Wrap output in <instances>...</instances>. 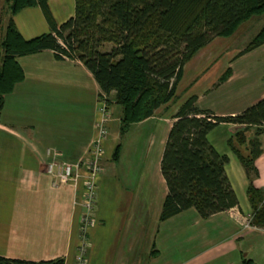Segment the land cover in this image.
I'll return each mask as SVG.
<instances>
[{
    "label": "crops",
    "instance_id": "crops-1",
    "mask_svg": "<svg viewBox=\"0 0 264 264\" xmlns=\"http://www.w3.org/2000/svg\"><path fill=\"white\" fill-rule=\"evenodd\" d=\"M48 3L58 24L75 14V0ZM14 21L25 38L51 31L39 6L22 9ZM242 50L227 51L222 60L225 53L216 55L202 48L190 61L199 62L197 71L202 70L199 75L200 70H194L195 86L186 98L197 95L199 107L217 115L240 113L262 99L264 44ZM18 61L25 78L6 95L0 115V255L34 261L63 257L65 264H77L84 241L87 173L82 170L77 178L60 182L46 171V165L53 160L76 163L86 155L101 117V88L83 62L59 59L53 50L19 56ZM228 69L230 76L219 83ZM182 102L163 105L124 136L120 134L122 108L116 102L109 105L104 171L97 207L86 227V264H264V227L251 222L249 180L228 145L236 127L232 123L219 124L208 138L229 157L226 172L239 207L208 218L191 208L160 219L168 193L161 161L173 115ZM131 132L140 141L133 145L132 139L125 150L129 159L122 167L123 181L118 174L123 163L112 156ZM253 132L254 128L249 136ZM261 139L264 148V133ZM256 165L255 185L264 188V151Z\"/></svg>",
    "mask_w": 264,
    "mask_h": 264
},
{
    "label": "trees",
    "instance_id": "trees-1",
    "mask_svg": "<svg viewBox=\"0 0 264 264\" xmlns=\"http://www.w3.org/2000/svg\"><path fill=\"white\" fill-rule=\"evenodd\" d=\"M5 1L10 18L1 41L0 115L6 95L25 78L18 57L49 49L59 59L66 54L83 62L100 85V97L121 106V136L177 100L185 65L202 48L264 15V0H75V14L58 24L49 0ZM31 6L41 7L51 31L25 38L14 15ZM263 44L264 24L241 53ZM230 74L228 69L219 83ZM197 101V95L189 96L173 115L161 161L168 193L160 219L191 208L208 218L239 207L226 172L229 157L218 152L208 138L226 122L236 125L228 145L249 180L251 222L264 227V188L255 185L259 176L256 160L264 151V97L234 115H217L199 107ZM121 150L119 142L113 160L120 159ZM0 264H65V259L34 261L0 255Z\"/></svg>",
    "mask_w": 264,
    "mask_h": 264
},
{
    "label": "built area",
    "instance_id": "built-area-1",
    "mask_svg": "<svg viewBox=\"0 0 264 264\" xmlns=\"http://www.w3.org/2000/svg\"><path fill=\"white\" fill-rule=\"evenodd\" d=\"M62 59L71 60L66 54ZM74 60V59H73ZM102 115L96 123L97 134L83 158L76 162L51 161L46 165V171L60 182H67L77 178L82 170H86L87 178L85 183V214L83 217V244L79 247L77 264H86V252L88 237L86 227L91 222L94 211L97 207L98 182L104 171L103 167V140L108 133V110L106 104L100 107Z\"/></svg>",
    "mask_w": 264,
    "mask_h": 264
},
{
    "label": "rangeland",
    "instance_id": "rangeland-1",
    "mask_svg": "<svg viewBox=\"0 0 264 264\" xmlns=\"http://www.w3.org/2000/svg\"><path fill=\"white\" fill-rule=\"evenodd\" d=\"M9 18H10V12L8 10L7 3L5 0H0V53L2 51L1 41L4 37L5 27H6V24H7ZM263 21H264V15L262 17L253 18V19L243 23L232 36H230V37H217L212 42H210L208 45H206L204 47V49H210V50L214 51L212 53H214L216 55H220V54L225 53V55L222 57V60H223L228 55L227 51L236 50V49H244L245 46L250 42V40L259 31L261 25L263 24ZM207 51H209V50H207ZM222 51H224V52H222ZM189 62L185 65L184 76L182 77V79L179 83L178 89H177V97L178 98H177L176 102H178V103L185 100L186 96H188L190 94V90L192 91L193 87L195 86L194 79L196 77L193 78V76L195 74L194 70L197 71L196 65L199 62L198 63L196 61L190 62V63ZM201 70L199 71L198 75L201 73ZM215 70H216V68H214L213 71H215ZM110 101H112V100H110ZM105 104L107 106V110H108V114H109L110 113L109 105L111 104V102H109L108 97H106V96L100 97L99 96V111H100V113H101V110H100L101 105L104 106ZM102 114L103 113H101V117L103 118L104 115H102ZM104 117H107V116H104ZM129 135L131 137H129ZM129 135L126 136L122 142L123 145H122V150H121V154H120V161L123 164H119L120 170L118 171V174L122 178L123 181L126 179H125V174H124V170H123L124 168H122V167L125 165V161L129 159L128 153H126L125 150L128 148V145H131L132 139H134L133 145L136 142H138V140L140 141V136H138L137 133L131 132ZM144 142L145 141L143 140L142 143H144ZM146 145H147V143L144 146L145 149H147V147H148Z\"/></svg>",
    "mask_w": 264,
    "mask_h": 264
}]
</instances>
